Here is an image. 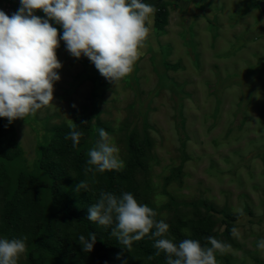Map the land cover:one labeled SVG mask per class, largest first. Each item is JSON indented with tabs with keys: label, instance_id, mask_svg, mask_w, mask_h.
<instances>
[{
	"label": "rangeland",
	"instance_id": "rangeland-1",
	"mask_svg": "<svg viewBox=\"0 0 264 264\" xmlns=\"http://www.w3.org/2000/svg\"><path fill=\"white\" fill-rule=\"evenodd\" d=\"M144 2L155 5V20L130 75L109 82L87 57L71 56L61 39L52 104L11 124L0 118V239L24 238L1 231L6 203L19 194L27 239L18 264H28L30 255L38 264H102L104 253L117 262L166 264L150 236L115 251L95 233L93 250H82L79 236L104 227L71 218L63 206L88 215L102 191L132 193L169 224L175 243L178 236L196 240L209 227L211 237L231 245L217 253L218 264H264L257 248L264 239V0ZM80 118L89 127L74 147L59 132ZM100 128L125 165L113 187L99 172L85 174ZM48 160L64 167L57 192L65 203L56 201L54 178L43 168ZM79 181L88 183L87 192L75 191ZM38 215L39 234L47 231L66 257L38 248L32 235Z\"/></svg>",
	"mask_w": 264,
	"mask_h": 264
},
{
	"label": "clouds",
	"instance_id": "clouds-1",
	"mask_svg": "<svg viewBox=\"0 0 264 264\" xmlns=\"http://www.w3.org/2000/svg\"><path fill=\"white\" fill-rule=\"evenodd\" d=\"M20 5L11 17L0 10V118L9 124L35 116L52 104L54 83L60 80L57 70L62 68L56 53L61 39L71 56L87 57L103 77L116 84L131 74L145 54L156 12L155 5L144 0H20ZM37 10L46 18L37 16ZM50 21L62 27V35ZM70 128L66 139L75 147L84 133L75 125ZM97 131L99 140L87 153L85 174L122 170L125 165L118 146L111 143L107 131ZM82 189L87 192L86 181L75 186L77 193ZM156 217L154 209L130 192L117 196L102 191L89 207L87 219L111 227V235L125 249L150 236L155 255L165 254L166 264H218L217 253L231 250L230 244L211 236L205 245L191 238L177 244L169 238V224ZM96 238L93 232L88 238L79 236L85 253L93 250ZM26 239H0V264H18ZM257 248L264 250V239L257 242Z\"/></svg>",
	"mask_w": 264,
	"mask_h": 264
},
{
	"label": "trees",
	"instance_id": "trees-1",
	"mask_svg": "<svg viewBox=\"0 0 264 264\" xmlns=\"http://www.w3.org/2000/svg\"><path fill=\"white\" fill-rule=\"evenodd\" d=\"M160 12H161V9H159L158 13ZM162 22H165V16L162 17ZM85 121H87V123L83 124L82 122H85ZM88 127H89L88 118H80L76 121L75 123L76 130L82 131L84 133L83 137L81 138L80 143L84 141V138L87 135ZM3 128H4V122L0 120V132L3 130ZM71 131H72V128H66L64 130H60L59 135L63 136V139L65 140L66 143L73 145V142L71 141V139H66V137L70 134ZM132 147H135L133 141H132ZM47 164L48 165L44 164L43 168H45L48 172H50L51 176L54 178V190H55V195L57 199L56 201L58 202L61 201L65 203L61 199V197L58 198L59 192H57V190H59L62 187V174L64 172V167L61 164H55L53 162H49V160L47 161ZM101 175L111 187H113L116 183H118V181H120L123 178V174L116 170L105 171L104 173H101ZM22 201H23V197L17 194L13 196L12 198H10L6 203V214H7L6 220L7 221L4 225V228H2L1 231L3 233L10 234L12 237L18 234L22 236V234H20L21 232L23 233V237H25V232L21 230L19 227L21 225V217L19 216V213H18V207ZM66 205L67 206H63V208L64 210L67 211L68 216L76 219L79 222L87 221V217H88L87 214H85L84 212H74L68 207L69 206L68 204ZM40 212L41 210H39V213ZM231 218H234V217H231ZM208 228L209 227L206 226V229H201L199 231L198 237L196 238V240L200 241L202 245H205L207 243L206 238L210 236L209 230H207ZM229 228H231V226H229ZM39 230H40V215L37 216L36 225L34 229L32 230V235L34 239L36 240V242L38 243L37 245L38 248L40 250H43L45 252H50L58 256H62V257L67 256V253H65L62 250L61 245L53 244L51 241L48 240L47 231L44 234H39ZM92 230L94 231V233L97 234V236H100V238H102L106 242V244H108L115 251H118L119 249L124 247V245H122L118 241V239H115L114 236L111 235V227L103 228L98 231H95V228L92 227ZM183 239H186V237L178 236L176 243L178 244ZM101 259H102V264H129L124 261H121V262L113 261L106 255V253H104V256ZM27 262L28 264H38L37 260L33 257V255H30L28 257Z\"/></svg>",
	"mask_w": 264,
	"mask_h": 264
},
{
	"label": "built area",
	"instance_id": "built-area-1",
	"mask_svg": "<svg viewBox=\"0 0 264 264\" xmlns=\"http://www.w3.org/2000/svg\"><path fill=\"white\" fill-rule=\"evenodd\" d=\"M20 6V0H5L3 11L11 17V15L15 13Z\"/></svg>",
	"mask_w": 264,
	"mask_h": 264
},
{
	"label": "bare ground",
	"instance_id": "bare-ground-1",
	"mask_svg": "<svg viewBox=\"0 0 264 264\" xmlns=\"http://www.w3.org/2000/svg\"><path fill=\"white\" fill-rule=\"evenodd\" d=\"M186 80V79H185ZM179 84V83H178ZM187 85V84H186ZM175 87V86H174ZM186 87V86H185ZM174 90V89H173ZM175 91V90H174ZM180 92V91H179ZM178 92V93H179ZM182 92V91H181ZM184 94V93H183ZM182 94V95H183ZM176 95V94H175ZM185 95V94H184ZM177 111V110H176ZM182 121H183V119H182ZM184 122V121H183ZM185 123V122H184ZM163 137V136H162ZM185 138V137H184ZM182 149H184V148H182ZM185 157V156H184ZM216 164V163H215ZM234 165V164H233ZM241 165V164H240ZM233 167V166H232ZM232 167H229V168H232ZM241 167H243V166H241ZM238 170V169H237ZM227 172V171H226ZM230 172V171H229ZM225 173V172H224ZM251 222V221H250ZM248 224V223H247ZM245 233V232H244Z\"/></svg>",
	"mask_w": 264,
	"mask_h": 264
},
{
	"label": "crops",
	"instance_id": "crops-1",
	"mask_svg": "<svg viewBox=\"0 0 264 264\" xmlns=\"http://www.w3.org/2000/svg\"><path fill=\"white\" fill-rule=\"evenodd\" d=\"M4 2H5V0H4ZM40 13H43V11H42V10H40Z\"/></svg>",
	"mask_w": 264,
	"mask_h": 264
}]
</instances>
